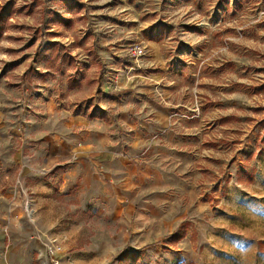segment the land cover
Masks as SVG:
<instances>
[{
	"label": "rangeland",
	"instance_id": "obj_1",
	"mask_svg": "<svg viewBox=\"0 0 264 264\" xmlns=\"http://www.w3.org/2000/svg\"><path fill=\"white\" fill-rule=\"evenodd\" d=\"M186 1L199 11L209 3V0H178L177 4ZM219 1L227 5L222 33L227 38L226 42L221 40L219 46L225 48L220 51L226 56L224 64L228 68L233 54L238 52L250 57L251 64L242 65L248 73L240 84L244 87L243 95L250 98L251 107L244 109L242 105L246 102L240 103L242 114L228 109V114L237 113L233 121L230 116L226 119L232 124L228 122L225 128L218 126L215 139L207 143L204 155L195 157L200 161L195 166L200 167L195 174L196 186L182 184L172 173L163 171L168 187L154 183L148 188L135 189L133 199L118 203L117 197L123 194L122 186L107 190L102 183L96 187L89 182L83 187L84 181L74 179V174L69 178L66 164H58L39 173L50 188L35 190L33 181L38 173L24 182L20 165L8 166V163L17 150H23L24 156L32 154L30 148L36 140L26 134L14 137L9 130V137H0V193L6 188L16 191L17 201L11 217L6 215L0 221V264H28L30 257L33 258L31 264H264V170L258 172L259 184L248 177L254 185L252 192L231 185L246 176L245 168L250 164L243 163L253 159L249 153L243 163L237 161L238 147L264 153V36L258 37L255 46L251 40V36H256L253 37L256 40L264 30V0H239L235 4L229 0ZM14 2L17 1L0 0V27L3 29L0 118L8 125L15 123L9 129L18 127L16 123L20 121L27 125L26 120L33 118L30 114L35 115L37 121L42 119L43 91L37 88L42 77L33 72L38 71L42 63L33 51L38 48L39 40L41 45L44 43L43 37L57 34L54 29L46 30L39 25L43 17L41 8L32 10L22 7L20 1L19 4ZM40 3L43 0H39ZM177 4L168 9H178ZM48 7L56 14L69 16L56 2L48 1ZM175 14L182 15L180 11ZM79 20V16L75 17L74 22L64 24L58 33L69 32L78 37L75 23ZM188 27L191 26L182 28V35H186ZM78 44L93 55L89 39H80ZM142 47L145 51V46ZM237 66L239 70L241 66ZM64 67L83 74L88 81L91 79L92 70L87 69L91 66L85 70L71 62ZM26 70H33L34 75L20 76ZM71 70L67 73L71 74ZM1 72L7 75L2 76ZM64 77V74L55 75L53 82L64 84ZM227 79L224 90L229 92L230 75ZM73 96V92L67 91L63 101L66 99L67 103ZM196 101L200 102L201 112L205 98L197 91L188 104L194 105ZM259 158L264 166V157ZM66 178L72 182L60 188ZM40 195L50 197L51 201L39 203Z\"/></svg>",
	"mask_w": 264,
	"mask_h": 264
},
{
	"label": "crops",
	"instance_id": "obj_2",
	"mask_svg": "<svg viewBox=\"0 0 264 264\" xmlns=\"http://www.w3.org/2000/svg\"><path fill=\"white\" fill-rule=\"evenodd\" d=\"M48 1L66 10L69 16H62L67 22L54 20L56 12L48 7ZM71 2L79 6L77 11L70 10L64 0H43L40 4L39 0H34L22 7L41 8L43 17L39 25L57 32L43 37L42 45L39 40L35 49L48 40L58 41L61 52L71 56L76 67L86 70L91 66L87 68L92 70L91 79L88 81L83 74L73 73L64 65L60 69L45 68L42 61L38 71L32 70L35 76L42 77V82L37 83V88L43 91L42 119L37 121L35 115L30 114L33 118L26 120L27 125L20 121L16 123L18 127L9 129L15 123L8 125L0 118V129L3 128L0 137H9L10 130L14 137L26 134L36 140V144L30 148L32 154L27 156L23 155V150H17L8 166L19 164L24 182L38 173L33 187L39 190L50 188L39 173L66 164L69 178L74 174V179L84 181L83 187L89 182L96 187L102 183L107 190L122 186L123 194L117 197L118 203L133 199L135 189L148 188L154 183L168 187L163 171L172 173L182 184L196 186L195 174L200 167L195 166L200 161L195 157L204 155L207 143L215 139L218 126L225 128L232 124L237 113L228 114V109L242 114L240 103L246 102L242 105L244 109L251 107L250 98L243 95L244 87L240 84L248 73L242 65L251 64L250 57L237 52L231 57L228 68L219 46L223 39L221 29H186V35H182L180 14H175L174 8L164 9L162 0H149L151 11L146 13L138 10L136 0ZM78 16L80 20L75 23L78 37L69 32L58 33L64 24H71ZM107 24L114 26L113 31L99 33V28ZM259 35L256 40L253 38L256 36H251L254 46L258 37L264 36V30ZM80 39L90 40L93 55L86 50L90 54L89 62L78 65L73 52L84 49L78 44ZM134 44L145 46V53L138 57L137 63L130 52ZM237 65L241 66L239 70ZM67 70H71V74ZM32 71L21 72L20 76L34 75ZM63 74L64 84L56 85L53 77ZM69 75L77 77L79 84L70 87ZM227 75L232 79L229 92L224 90ZM30 85L28 83V87ZM67 91L74 96L66 103L63 97ZM195 91L204 95L205 101L200 114L190 117L187 107ZM92 111L97 113L96 117L88 115ZM228 116L231 121H226ZM155 133L160 134L152 138ZM261 152L238 147L237 161L243 163L249 153L253 159L243 163L250 164L245 168L247 177L232 182L233 187L252 192L254 185L248 177L258 183V172L264 170L259 158L264 157ZM66 182L72 181L66 178L60 188ZM8 189L0 193L1 222L16 210V191ZM43 200L50 202L51 198L38 196L39 203ZM1 235L0 231V238ZM32 260L30 257L28 264Z\"/></svg>",
	"mask_w": 264,
	"mask_h": 264
},
{
	"label": "built area",
	"instance_id": "obj_3",
	"mask_svg": "<svg viewBox=\"0 0 264 264\" xmlns=\"http://www.w3.org/2000/svg\"><path fill=\"white\" fill-rule=\"evenodd\" d=\"M16 1L17 2H14V3L19 4L18 1H20V4L21 3L29 4V3H32L34 0H16ZM136 1L139 4V7H138L139 11L144 12V13L151 11L149 0H136ZM229 1L231 2V4H235V3H238L239 0H229ZM162 2L164 5V9L167 10L168 7L173 6V4L175 3L177 4L178 0H162ZM208 2H209L208 5L202 11L197 10V8L189 1L183 2L181 4H177L178 9H176V11H180L182 14L181 16L183 17V19H181L182 27L191 26L190 28H188L189 31L194 30V28L196 29H199V28L200 29L202 28L221 29V32L224 34V28H225L224 25L226 24V21L224 19L223 14L226 10L227 5L219 0L216 3H211L210 0ZM261 13L262 12L256 15L257 19L260 17ZM167 16H169L168 13H167ZM237 28H238V32H240L239 29L241 28V26ZM113 29H114V26L112 24H107L106 26L99 28V33L103 35L108 34L112 32ZM226 38H227L226 35H224L222 40L226 42ZM221 48L223 49L225 48V46L222 45L220 49ZM130 52L133 55L132 57L135 63H137L138 57L145 53L144 48L142 47L141 44H134ZM73 55H74V60L78 65L89 62L90 54L88 53V51L77 50L73 52ZM133 67L134 66H130V68H133ZM198 73H199V68L197 69L196 74H195V85H197L196 81H197ZM187 108L189 111H191L189 114L190 117L197 116L200 114V102L196 101L194 105H189ZM159 134L160 133H155L154 135H152V138H157Z\"/></svg>",
	"mask_w": 264,
	"mask_h": 264
},
{
	"label": "trees",
	"instance_id": "obj_4",
	"mask_svg": "<svg viewBox=\"0 0 264 264\" xmlns=\"http://www.w3.org/2000/svg\"><path fill=\"white\" fill-rule=\"evenodd\" d=\"M66 5L70 10L77 11L79 9V6L72 4L71 0H64ZM54 20L57 22H67L66 19L59 14H55ZM2 18V15H0V20ZM0 23H2L0 21ZM2 27V26H1ZM0 27V36L3 32V29ZM35 56L38 60L42 61L44 63L45 68L48 69H60L64 64H68L72 62V57L67 56L60 50V44L56 40H48L41 48L37 49L35 52ZM44 74V73H41ZM79 84V79L75 76H68V85L70 87L75 86ZM88 115L90 117H96L97 113L92 111L89 112ZM99 115V113H98Z\"/></svg>",
	"mask_w": 264,
	"mask_h": 264
}]
</instances>
